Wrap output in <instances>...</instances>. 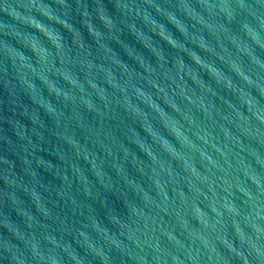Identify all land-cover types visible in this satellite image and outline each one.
I'll return each mask as SVG.
<instances>
[{"label": "water", "instance_id": "water-1", "mask_svg": "<svg viewBox=\"0 0 264 264\" xmlns=\"http://www.w3.org/2000/svg\"><path fill=\"white\" fill-rule=\"evenodd\" d=\"M257 16L264 0H0V264H35L26 242L50 264H264ZM69 68L99 110L48 92Z\"/></svg>", "mask_w": 264, "mask_h": 264}, {"label": "clouds", "instance_id": "clouds-1", "mask_svg": "<svg viewBox=\"0 0 264 264\" xmlns=\"http://www.w3.org/2000/svg\"><path fill=\"white\" fill-rule=\"evenodd\" d=\"M30 6H32V5H30ZM34 7L43 16H45V15L48 16V17L52 16V13L50 11L44 12L43 8H37L36 5H34ZM235 7L236 6H234V5H210V8L213 11H215L216 9H219V13H217L218 15L220 13H224L225 15H221V17L223 18L224 21H227V22H231V20L233 19V14L235 13V11H234ZM197 12H199V11L197 10ZM22 19H23V21L25 23L31 25L35 29H43L44 32L48 36H51V31H55L57 33V35L59 36V38L62 41H64L63 38L61 37V35L55 29H53V28L48 26L49 30H46L44 24L40 23L39 21H37V20H35L34 18H31V17H26V18H22ZM257 20H258V23L260 25V28H264V17L257 16ZM243 28L246 29V33L245 34L249 35V36H251L253 34H257L258 35V33H259V32H257L255 29H253L251 26H249L247 24H244ZM93 30L95 32L100 33L96 28L93 29ZM6 31H7L8 35H11V36L16 38L15 34L10 33L8 27L6 28ZM64 43H65V41H64ZM4 45L6 46V51H7L8 48H13L12 46H10L8 44H4ZM58 47L60 48V44L58 45ZM49 55H50V58L55 63V67H50V68L51 69H56L57 73H58L57 76L59 77L60 69H59V67L57 65V62H56V56L58 55V53L54 49H52V51H51V53ZM69 72H71L70 75H69ZM49 73H51V72H49ZM63 81H65L66 84L68 85L67 89H62V88L57 87L55 82L52 79L49 78V75L46 76L45 77V83H50L51 84V89H48V92L51 95L54 92L55 93V97L61 99L64 102H69V103H73V104H77L78 103V104L83 105L85 107V97L81 96V95H76L77 92H76V87L75 86H79L81 88L82 92H87V88L80 84V79H79L78 74L76 73V78H74L73 70L71 68H69L67 70V73H66ZM27 83H30L33 87H35L34 84H33V81L27 82ZM70 85H72L73 87L71 88V93L69 94ZM29 95H30L31 99L33 100V102L38 104L40 107H42L46 112H51V113L56 112L55 107L49 101H47L45 98L42 97L43 99H41V98H39L41 96L39 95V97H37L35 95V93H29ZM88 95L92 97L91 93H88ZM97 98L99 99V101L103 105H104V102L107 99L106 97H97ZM85 108H87L88 110H99L98 106L93 103L92 99L87 101V107H85ZM177 134L179 135L178 131H177ZM68 143L72 144L73 147H76V145L74 144V142L71 139H68ZM77 151L79 152L78 149H77ZM36 194L39 195L37 192H36ZM36 208H37V206H36ZM9 230L12 231L15 235H17L18 238L23 239L22 234L17 232L15 227L14 228L13 227H9ZM50 243H51V241H50ZM26 244L30 248L32 260L35 262V264H50L51 257L49 256V251L51 249H48V252L46 254L44 251H42L40 249L38 244H33V242L30 243V244H28L26 242ZM101 252H102V250H101ZM97 257H99V259L101 261V264H103V260L101 259V255L99 253L97 254ZM11 259L13 260L14 264H23V260H21L19 257H17L14 253H13Z\"/></svg>", "mask_w": 264, "mask_h": 264}]
</instances>
